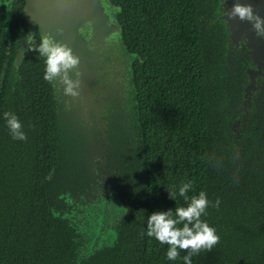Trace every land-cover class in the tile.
<instances>
[{
  "label": "trees",
  "instance_id": "1",
  "mask_svg": "<svg viewBox=\"0 0 264 264\" xmlns=\"http://www.w3.org/2000/svg\"><path fill=\"white\" fill-rule=\"evenodd\" d=\"M217 1L112 0L135 55L136 138L107 163L128 214L83 264H264V138L244 136L241 152L227 134ZM20 74L0 92V264H77L82 236L51 183L60 138L41 36Z\"/></svg>",
  "mask_w": 264,
  "mask_h": 264
},
{
  "label": "water",
  "instance_id": "2",
  "mask_svg": "<svg viewBox=\"0 0 264 264\" xmlns=\"http://www.w3.org/2000/svg\"><path fill=\"white\" fill-rule=\"evenodd\" d=\"M217 2L210 25L224 35L226 131L244 152V136L264 138V0ZM24 11L30 35L41 36L55 94L61 163L51 183L72 208L66 216L82 236L76 262L83 264L115 246L127 214L109 194L119 186L106 165L128 156L136 138L135 55L112 0H26Z\"/></svg>",
  "mask_w": 264,
  "mask_h": 264
},
{
  "label": "flooded vegetation",
  "instance_id": "3",
  "mask_svg": "<svg viewBox=\"0 0 264 264\" xmlns=\"http://www.w3.org/2000/svg\"><path fill=\"white\" fill-rule=\"evenodd\" d=\"M25 4L26 0H0V55L2 58L0 59V92L5 88L6 98L9 95L12 97L15 93L16 84L21 80L20 70L25 66L31 53L32 43L40 38L38 30L30 35V26L24 11ZM106 167L108 168L109 165ZM135 167L136 163L131 169L125 170L126 179L134 178ZM119 172L118 175H120ZM109 194H114L121 199L116 188H112ZM121 200L126 204L128 214V205L123 199Z\"/></svg>",
  "mask_w": 264,
  "mask_h": 264
}]
</instances>
